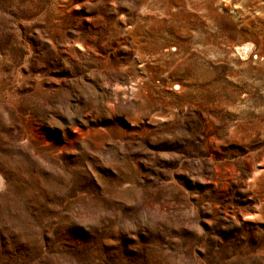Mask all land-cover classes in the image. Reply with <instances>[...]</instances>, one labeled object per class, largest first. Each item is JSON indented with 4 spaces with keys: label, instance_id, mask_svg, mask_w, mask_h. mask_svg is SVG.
<instances>
[{
    "label": "clouds",
    "instance_id": "obj_1",
    "mask_svg": "<svg viewBox=\"0 0 264 264\" xmlns=\"http://www.w3.org/2000/svg\"><path fill=\"white\" fill-rule=\"evenodd\" d=\"M257 31L264 0H0V264H264Z\"/></svg>",
    "mask_w": 264,
    "mask_h": 264
},
{
    "label": "rangeland",
    "instance_id": "obj_2",
    "mask_svg": "<svg viewBox=\"0 0 264 264\" xmlns=\"http://www.w3.org/2000/svg\"><path fill=\"white\" fill-rule=\"evenodd\" d=\"M249 26L252 28H255V25H252L251 21L249 22ZM241 32L244 34H248V29L242 28ZM252 34L256 36V40H255V43L253 44L252 48H250L248 43L246 42L243 46H238L235 49V51L239 57H247L250 60L253 48H255V47L264 48V35H261L259 33V31H257L256 33H252ZM257 59H259V57H257Z\"/></svg>",
    "mask_w": 264,
    "mask_h": 264
}]
</instances>
